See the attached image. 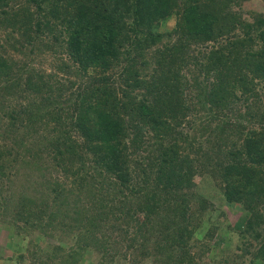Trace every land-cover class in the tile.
<instances>
[{
  "label": "trees",
  "instance_id": "obj_1",
  "mask_svg": "<svg viewBox=\"0 0 264 264\" xmlns=\"http://www.w3.org/2000/svg\"><path fill=\"white\" fill-rule=\"evenodd\" d=\"M243 1L0 0V33L15 51L42 52L46 38L66 57L45 74L0 44V119L12 138L38 140L0 141V192L19 166L44 179L53 164L44 192L3 198L0 227L22 241L53 224L76 236L66 254L55 247L33 261L81 264L91 249L95 264L121 253L194 264L199 232L220 264H264V15ZM201 112L202 130L185 132ZM195 131L215 137L199 142ZM206 178L248 215L235 243L206 217L211 200L197 191Z\"/></svg>",
  "mask_w": 264,
  "mask_h": 264
},
{
  "label": "rangeland",
  "instance_id": "obj_2",
  "mask_svg": "<svg viewBox=\"0 0 264 264\" xmlns=\"http://www.w3.org/2000/svg\"><path fill=\"white\" fill-rule=\"evenodd\" d=\"M243 5L245 6L244 8H246L247 10L246 12L252 11L253 13H259L264 15V8L262 7V2L260 0H245L243 1ZM173 26L174 20H169L164 24V26H162L160 31L163 32L170 30L173 28ZM6 35H8V33H0V44H3L5 49V52H3L7 57H12L14 61L19 63L21 66L27 65L30 68L45 72V74H50L54 73L53 71L57 67L56 65L58 64V60L60 58L66 60V57L64 55L59 54V52L62 51V48H59V46L56 45V42H51V39L47 40L45 38L46 45H48V51L47 49H41L42 52L38 51L35 54L30 53L28 50H22L19 52L15 51L12 48V45H14L15 43L14 40L11 39L10 41L6 42ZM14 37L16 38L15 35ZM54 51H57V53H54ZM92 72L95 75H99L98 71ZM69 73V79H73L72 77L74 74L72 73H75V70L71 69L69 70ZM259 90L264 101V90L262 88H260ZM202 118V112L200 114H197V116L193 117V121L191 122L190 127L186 128L185 132L192 131L191 126L195 127V129L202 130L200 128V120L203 121ZM190 119H192V117H190ZM8 131L9 129L6 128L5 122L0 119V141H3L2 143L8 145V147H16L14 142L17 143L21 141L20 143L22 144L20 146H22V148H27L28 145L33 141H38L33 136H22L24 137V139H22V137L14 139L12 137L16 136V134L12 133L11 131ZM195 132L199 133L197 136L199 142L207 140L210 135L209 131L204 136L201 134V132ZM18 133L20 136L26 132H22L19 130ZM210 136H212L213 138L215 137V135L212 134ZM223 138L224 141L228 142V145H230L231 142L236 140L229 129L226 130ZM19 150L21 149L19 148ZM20 154H23V152L20 151ZM44 165L45 167L47 166L49 169H53V164L48 163V161H46ZM29 167L26 166L25 168L24 166H19L17 168L18 171H13L11 173V178L9 180H6L7 182H5V188L9 190H2L4 191L3 193L2 191L0 192V210L3 198L9 195L10 192L14 193L15 196L18 193L15 199L21 198L22 196H33L37 195L38 191L44 192V187L49 185V183L47 182V180L45 181V179H49L48 175L53 173L52 169L51 171L46 173H43V171H41L43 175H45L43 179V177H40L39 171L32 170ZM50 181L54 183L56 182L54 178H50ZM57 183L62 188H71L69 181H66L62 176L59 177ZM1 184L2 183L0 182V190L4 189V187H1ZM52 185L53 184H51V186ZM220 190L221 189L216 180L212 181L211 179L206 178L202 179L201 182H199V187L197 191L200 194L204 195L205 198H209L211 200V205L209 206L211 209H208L206 217L211 218L212 224H219L224 229V233L228 236H231L234 240L233 242L235 243V240H238L235 234H238V232L242 230L246 220L248 219V215L243 212L242 206H240L239 204L226 203L223 200ZM9 207L19 208L13 201L10 203ZM9 215L10 214H7L4 217L10 219ZM53 226L56 228V230L54 232H48L47 236H44L41 239H36L38 234L33 235L32 233L28 232L26 235V240L23 241L21 240V237H15L12 235V233L0 227V264H40L38 261H33L34 252L36 253L37 260L39 253H41L40 255L42 256V260H45V255L51 254L54 251L55 247H61L60 250L63 252L62 254H66L65 252H67L74 244L76 236L70 233L68 229H61L55 224H53ZM198 235L199 232H197V235H195V238L192 243V254L195 257L194 264H220L221 258L219 255L215 256L213 254H204L205 250L202 244L205 242L202 243L200 239H197ZM234 243L233 246L235 245ZM57 254L59 255L60 253ZM21 255L24 256L23 259L19 258ZM97 258V254L91 249H89L88 252L84 254L83 258L80 259V261L81 264H93L94 262L96 263ZM138 259V261H134V258L130 260L129 257L127 259H124L121 253L118 257H115V262L113 264H155L154 258L143 259L142 257H139ZM56 261L58 263L60 259ZM237 264H248V261H245V263L240 262Z\"/></svg>",
  "mask_w": 264,
  "mask_h": 264
}]
</instances>
